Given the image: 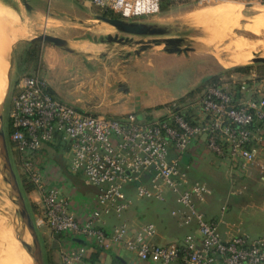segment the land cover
<instances>
[{
  "label": "built area",
  "instance_id": "2783aa9c",
  "mask_svg": "<svg viewBox=\"0 0 264 264\" xmlns=\"http://www.w3.org/2000/svg\"><path fill=\"white\" fill-rule=\"evenodd\" d=\"M84 1L129 20L156 14L163 0ZM250 74V82L216 74L194 101L174 99L162 116L151 119L89 112L58 98L40 76L20 75L13 84L7 137L13 160L34 186V226L83 240L60 241V264H108L101 255L116 250L143 264H264V236L250 237L240 222L226 221L225 203L217 218L208 219L203 206L213 189L189 176L211 157L232 196L246 190L236 178L264 172V79L258 82ZM49 150L62 153L68 175L81 174L86 186L97 189L93 200L78 203L67 192ZM185 154L188 161L182 160ZM129 192L139 199L173 201L177 207L170 216L194 231L179 241L155 243L152 221L131 226L122 219L132 204ZM110 215L120 222L109 224ZM89 248L97 261H84Z\"/></svg>",
  "mask_w": 264,
  "mask_h": 264
},
{
  "label": "rangeland",
  "instance_id": "374dc122",
  "mask_svg": "<svg viewBox=\"0 0 264 264\" xmlns=\"http://www.w3.org/2000/svg\"><path fill=\"white\" fill-rule=\"evenodd\" d=\"M217 2L235 3L237 7H239L240 18L235 21V19L230 17L206 16L205 11L207 9L204 8ZM0 3H2L0 4V10L4 11L8 16L6 20L0 16V38L2 40L0 43L3 49L2 57H0V95L3 97L5 96L0 106V112L3 113L5 130H7L8 127V112L11 108V98L15 80L23 74L34 75L38 69L43 68L40 62L41 46L48 43L34 40V36L46 33L66 39L69 46L73 48L72 53H74L71 55V52L62 49L63 52L67 54L66 56H68L69 62L72 58L71 56H73L75 58V63H79L85 69H92L99 75L98 79H100V84L105 86L110 85L108 87L115 92H117L118 89H126V86L122 79L123 77L118 76L119 79H109L108 75L110 72L116 73L117 71L119 72V70H123L127 63L135 61L137 57L141 56V54L146 51L160 50L166 52L165 48L168 46L164 44L155 45L151 49L140 51L135 54L134 52L139 45L107 41L105 39L106 35L114 36L115 34L118 36H127L134 40L140 38L147 40L153 38V36H132L120 33L114 27L96 19L95 16L103 14V10L84 0H30V7L26 4L17 7L8 0H0ZM202 10L203 12H201ZM195 11L198 12V15L202 14L203 16L196 15ZM260 14H264V0H169L163 3V7L160 6V10L156 14L143 15L126 21H143L163 27L166 32L163 35L156 36L159 38H182V42L177 45L180 48L186 47L187 50L185 52H180V60H183V54H186L188 58L184 59L182 63L177 64L175 67L165 70L163 74H158L155 79L150 76L153 82H155L154 84L159 85L160 88H169L172 90L175 97L179 98L184 95L182 91L188 88V85L196 79L198 74L203 78L217 74L224 78L232 76L235 79L236 72L233 68L237 66H247L250 69L249 71L255 70L257 73L263 70L264 65L253 62L252 58L255 56H264V22L257 25L258 28L256 32L258 33H256V35L245 29V24L249 23L248 21L251 19H259L258 17L261 16ZM114 16L119 18L117 15ZM231 22H233L234 25H232ZM21 29L28 31V34L24 38H18L16 36V33L21 31ZM226 32L231 34L228 33L226 38H223L222 41H218L221 35ZM249 37L253 41H258L259 39L260 45L262 42L263 44L261 46L259 45L260 47L256 48V51L254 50L251 52L250 59L241 63L237 62V65L232 64V62L235 61L232 55H237L239 52L234 49H230L229 51V49L227 50L224 48L232 44L234 40L237 42L238 40L250 39ZM120 76L123 75L120 74ZM151 78L147 80L142 77L138 84L142 87L150 88L149 82ZM204 86V80L198 82L193 89L189 88L191 89L189 92L193 93L190 96H185L186 98L184 99L188 102L194 101L201 94ZM85 100L87 99L81 98V100L77 101L75 104H71L84 108L92 113L103 114L88 110V108L83 105ZM89 100L91 101V99H88V101ZM160 113V111H157L154 113V116ZM9 150L12 164L20 184V182L23 181L21 175L22 169L19 168L16 161L13 160L15 152L11 150L10 145ZM65 153L64 151V154ZM59 157L66 162L65 157ZM210 178L214 179L215 182L219 181L216 175ZM228 189L229 187L227 188V192ZM22 192L27 205L31 203L34 204L32 198L35 194L32 192L29 195V192H24V190H22ZM214 194L219 195V191L214 189ZM128 197L132 202L128 210H133L137 207L142 210H157L162 213L166 211V208L163 207L164 204L161 202L139 199L133 195V192L129 193ZM34 212L30 210L32 219ZM3 215H5V218ZM0 217V231L2 228H7L6 225L4 226L3 224L6 220L9 223H13L12 204L1 189ZM36 231L42 245L45 259L47 256L60 264L58 244L62 239L56 240L53 234L46 229L39 230L36 228ZM11 232L13 233L8 236L9 240L11 239L10 242L14 238V231ZM54 242H56L55 245ZM14 245L15 256L19 260H17L18 264H29L26 259V252L21 248L17 240ZM1 250L0 240V251ZM3 253L4 250L0 253L1 258ZM1 261L2 260H0V264H5Z\"/></svg>",
  "mask_w": 264,
  "mask_h": 264
},
{
  "label": "crops",
  "instance_id": "0c3cea01",
  "mask_svg": "<svg viewBox=\"0 0 264 264\" xmlns=\"http://www.w3.org/2000/svg\"><path fill=\"white\" fill-rule=\"evenodd\" d=\"M8 1L14 3L17 7L24 4L30 7V0ZM0 16L4 20L8 18L7 14L2 10H0ZM0 41L2 42L1 38ZM63 53L62 48L52 44L50 45L49 43L46 45L43 44L41 46L40 60L43 68L38 69L35 72L36 74H34L46 81L48 88L53 94L67 103L75 104L81 98L87 99L83 105L93 112L116 117H121L128 113H135L142 119L162 116L166 111V104L174 99H178L169 88H160L159 85L154 84L155 82H153L151 77L155 79L158 74H163L165 70L175 67L177 64L182 63L184 59L188 58L186 54H183L182 56L184 58L180 60V53H166L160 50L146 51L137 57L135 61L127 63L124 68L125 70H119L116 73L110 72L108 75L109 79H119L118 76L123 77L122 79L126 86H124L126 89L119 90L116 88L118 90L115 92L108 87L110 85H101L100 79H98L99 75L92 69H85L79 63H75L73 56H71L72 58L69 62V58L66 56L67 54ZM249 70L248 68L246 71H235V79L250 82V72L255 73L258 82L264 79V66L263 70L259 73L255 70ZM120 74L123 76H120ZM142 77L147 80L151 78L149 82L150 88H145L138 84ZM203 80L204 78L198 74L196 79L188 85V88L182 91L184 93L183 97L191 90L189 88L193 89L198 82ZM88 99H91V101H88ZM157 111L161 113L154 116V113ZM50 154L58 166H60L56 172L63 177L62 179L66 185L65 189L67 192L70 191L78 203L93 200L97 189L93 186H86L81 176L68 175L64 169V160H61L59 157L61 156L60 153H51L50 151ZM184 157L185 161L189 160V155L185 154ZM261 160L264 163V152L262 153ZM210 161L211 157L203 160L198 164L197 168L190 171L189 175L191 179L206 181L213 189V193L209 197L208 202L203 206L206 217L208 219L217 218L221 205L225 203L227 204V210L224 213V219L226 221L240 222L242 229L250 237L264 236V172L258 173L257 171H251L247 176L236 178V183L240 185L244 184L246 190L240 195L227 196L229 184L224 177L223 171L214 168ZM214 175L219 179L218 182L210 178ZM214 189L219 191V195L214 194ZM28 194L30 195V192ZM163 204V207L166 208L164 213L157 210H142L136 207L133 210L125 211L122 219L126 220L131 226H136L142 221H152L156 226L153 241L158 244L179 241L186 233L194 231L193 225L181 226L178 224L176 218L170 216L169 211L177 207L173 201L168 200ZM106 219L109 224L120 222L119 219L111 215L107 216ZM61 236L62 240L67 239V236ZM67 242L70 244H78L83 243V240L79 238H68ZM89 249V255L84 258V261H97L96 253L92 248ZM101 258L108 264H143L138 261H133L131 254L123 250L108 251L102 254ZM174 264L179 263L175 262Z\"/></svg>",
  "mask_w": 264,
  "mask_h": 264
},
{
  "label": "water",
  "instance_id": "95a60500",
  "mask_svg": "<svg viewBox=\"0 0 264 264\" xmlns=\"http://www.w3.org/2000/svg\"><path fill=\"white\" fill-rule=\"evenodd\" d=\"M95 18L109 24L117 31L125 35L153 36V38H149L147 40L143 38L134 40L127 36H118L117 34L114 36H105L107 41L123 44L133 43L139 45L134 52L135 54L140 51L151 49L155 45L160 44L168 45L165 48V51L169 53H180L187 50L186 47L180 48L177 45L182 42V38L180 37H156L158 35H163L166 32L163 27L158 25L149 24L143 21H126L115 16H107L104 14H98ZM33 39L52 44L71 53L73 52V48L69 46L68 41L59 36L43 33L34 36ZM252 61L264 64V56H255L252 58ZM209 77L211 76H206L204 80ZM0 189L4 192L13 207V224L16 228L14 231L15 239L18 241L21 248L26 252L28 257H30L31 264H46L39 236L12 164L2 112H0ZM55 244L56 242H54V245Z\"/></svg>",
  "mask_w": 264,
  "mask_h": 264
},
{
  "label": "bare ground",
  "instance_id": "6f19581e",
  "mask_svg": "<svg viewBox=\"0 0 264 264\" xmlns=\"http://www.w3.org/2000/svg\"><path fill=\"white\" fill-rule=\"evenodd\" d=\"M205 7V6H204ZM204 9H207L206 11H205V14H206V16L207 15H214V16H222V17H225V18H227V17H230V18H233V19H235V21H237L239 18H240V12H239V7H237V5L235 4V3H229V2H217V3H215V4H213V5H210L209 7H206V8H204ZM200 11V10H199ZM196 12V11H195ZM194 12V13H195ZM201 12H203V10L201 11ZM198 12H196V15H198L197 14ZM205 14H204V16H205ZM191 15V14H190ZM202 15V14H201ZM201 15H198V16H201ZM261 16L260 17H258L259 19H251V20H249L248 22L249 23H246L245 24V29L247 30V31H249V32H252V33H254L255 35H256V33H258V32H256L257 31V25L258 24H261V22L263 23L264 22V14H260ZM197 16V17H198ZM203 16V15H202ZM196 17V18H197ZM196 18H194V19H196ZM203 18V17H202ZM261 18V19H260ZM204 20V19H203ZM224 20H226V19H224ZM233 21V20H232ZM103 22V21H102ZM195 22V21H194ZM232 23V25H234L233 24V22H231ZM107 24V23H106ZM105 24V25H106ZM107 25H109V24H107ZM227 30V29H226ZM229 32H226V33H224V34H222L221 35V37L218 39V41H222L223 40V38H226V35L228 34ZM28 34V31L27 30H24V29H21V31H19V32H17L16 33V36L18 37V38H24L26 35ZM229 34H231V33H229ZM38 35H40V34H38ZM37 36V35H36ZM238 37V36H237ZM236 37V38H237ZM246 37V36H245ZM251 37V36H250ZM249 37V38H250ZM255 37V36H254ZM236 38H234V39H236ZM242 38V37H241ZM241 38H239V39H241ZM261 42V41H260ZM227 44V43H226ZM262 44H263V42H262ZM261 44V45H262ZM260 45V43H259V39H258V41H253V40H251V38L250 39H243L242 41L240 40H238L237 42H235V40H234V42L232 43V44H229V45H225L226 47L224 48V49H229V51H230V49H234L235 51H237V52H239V54L237 53V55L235 54V55H232V57H234V62H232V64H236L237 62L238 63H241V62H243V61H246V60H248V59H250V55H251V52L252 51H254L256 48H258V47H260L259 46ZM2 51H3V49L1 48V43H0V57H2ZM256 51V50H255ZM8 64V63H7ZM237 65V64H236ZM5 97V96H4ZM4 97L2 96V95H0V104L2 103V101L4 100ZM4 216V218H5V215H3ZM1 218V217H0ZM10 219V218H9ZM3 220V219H2ZM1 220V221H2ZM5 220V219H4ZM11 220V219H10ZM12 221V220H11ZM2 222H4V221H2ZM4 224V226L6 225V229H1V231H0V240H1V248H2V250L0 251V253L1 252H3V250H4V253L1 255L2 256V258L0 257V260H2L5 264H18V262H17V257L15 256V252H14V244L16 243V239H15V237L13 238V240L10 242V240H9V238H8V236L11 234V233H13V232H11V231H15L16 230V228H15V226H14V224L11 222V223H9V222H7V220L5 221V223H3ZM1 225V224H0ZM14 241H15V243H14ZM16 248V247H15ZM15 251H16V249H15ZM16 254H17V251H16ZM18 256V255H17ZM20 259V258H19ZM26 259H27V261L29 262V264H31V259H30V257H28V255L26 254ZM1 261V262H2ZM19 261V260H18Z\"/></svg>",
  "mask_w": 264,
  "mask_h": 264
},
{
  "label": "trees",
  "instance_id": "16d2710c",
  "mask_svg": "<svg viewBox=\"0 0 264 264\" xmlns=\"http://www.w3.org/2000/svg\"><path fill=\"white\" fill-rule=\"evenodd\" d=\"M167 1H169V0H164L163 2H161V7H163V3H166ZM103 14L107 15V16L113 15L109 11H103ZM247 69H248L247 66H237V67L233 68L234 71H246ZM216 78H217V75H213V76L209 77L208 79L204 80V84L213 82L216 80ZM192 93L193 92H188L185 96H190ZM184 97L182 96V97L178 98L180 103H182L185 100ZM182 113L185 115L186 119H188L189 121H192L188 115V108L182 109ZM6 134L8 135L7 130H6ZM182 160L185 161L184 155L182 156ZM17 166H18V163H17ZM21 175L23 177V181L20 182L22 190H24V192H31L33 190V187H34L31 180L28 178V176L25 172L22 171ZM189 175H190V172H189ZM28 209H29V211L31 210L34 212L35 211V205L32 203L29 204ZM53 236L56 238V240H60L62 238L61 234H57V233L53 234ZM46 264H58V263L51 260L50 258H48L46 256Z\"/></svg>",
  "mask_w": 264,
  "mask_h": 264
}]
</instances>
